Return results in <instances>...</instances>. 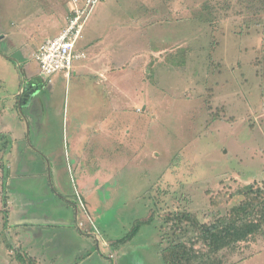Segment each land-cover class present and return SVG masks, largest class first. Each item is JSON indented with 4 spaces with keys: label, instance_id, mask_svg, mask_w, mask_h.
<instances>
[{
    "label": "rangeland",
    "instance_id": "rangeland-1",
    "mask_svg": "<svg viewBox=\"0 0 264 264\" xmlns=\"http://www.w3.org/2000/svg\"><path fill=\"white\" fill-rule=\"evenodd\" d=\"M72 10L69 0H0V109L6 105L11 113V102L1 99L12 101L26 82L38 80L40 70L30 56L44 39L63 31ZM84 31L80 45L98 52L97 57L91 61L90 53L89 60L76 63L78 74L69 83L63 75L55 76L53 86L43 83L48 96L38 99L42 107L37 101L31 108L29 103L20 106L19 118H24L30 136V144L16 146L20 176L31 174L27 162L33 157L41 163L46 159L50 168L53 163L67 171L62 176L67 182L61 184L67 187L61 188L69 190L65 151L74 126L113 128L100 145L113 140L111 156L103 159L111 157L120 167L104 168L105 174L95 177V167L102 163L97 159L87 173L83 170V177L79 170L73 172V188L76 183L81 191L88 186L90 194L99 189L95 207L88 206L91 218L84 202L78 200L77 206L72 201L73 209L84 228L95 223L94 217L102 221L96 234L113 242L111 251L102 250L107 258L103 264H112L110 254L116 255L115 264H166L162 252L178 245L179 238L173 231H156L164 227L161 214L186 211L207 223L209 212H229L244 200L239 190L253 185L264 189V0H109L97 5ZM89 61L100 71L83 70ZM93 76L109 89L101 86L100 93L95 84L87 86L88 77L95 82ZM93 104L101 108L96 116ZM104 112L108 119L98 123ZM21 120L0 116V126L8 121L22 126ZM41 178L12 185L27 187L36 197ZM47 179L56 180L53 170ZM136 180H141L140 187ZM149 188L159 194L155 202ZM146 193L149 197L144 198ZM133 196L140 200L132 201ZM222 197L230 201L217 204ZM151 208L159 210L154 225L142 229L131 244H116ZM3 217L8 219L7 214ZM0 242L9 243V234ZM76 248L67 245L64 253L73 255ZM233 253L231 264H264V234L239 244ZM89 256L87 264H100L88 244L81 259ZM223 264L229 263L224 259Z\"/></svg>",
    "mask_w": 264,
    "mask_h": 264
},
{
    "label": "crops",
    "instance_id": "crops-1",
    "mask_svg": "<svg viewBox=\"0 0 264 264\" xmlns=\"http://www.w3.org/2000/svg\"><path fill=\"white\" fill-rule=\"evenodd\" d=\"M49 38L52 37H48L46 39ZM46 39H44V41ZM86 45L89 46L90 45L89 42H86ZM79 49H83L84 51L87 52V50H85L84 47L82 48L81 45H79ZM90 53H92L91 55V61H92L97 57L95 56V54H97L98 52L96 53L90 51L87 52L89 56ZM109 53L111 52H108L107 54ZM27 54L29 55V53ZM27 54L26 55L23 54L22 56L28 58ZM114 54L117 55L116 52H113L112 56ZM30 58H33V54L30 56ZM32 60L30 61L35 62V60L34 61ZM80 62L82 61H79L77 63ZM78 68L75 69L74 74L72 75L73 77L74 75L77 76ZM37 69H38V65H37ZM107 69L108 70L106 69L105 70L108 73L111 72L109 68ZM83 70H87L92 74L97 73V71H100L90 61L87 64L83 65ZM24 71H25L24 76L29 78L27 76L29 75V73L25 65L23 66V72ZM110 76H111L110 81L114 84V86H116L115 74L111 73ZM37 77H38L37 81L35 80V78H33L30 79L29 82H26V84L29 87V89L38 87L42 91L43 96H46L47 98L48 95H44V92L46 90L44 91L45 87H42V84L46 83L53 86L54 81L58 77H53L52 79H48L42 76L41 74L40 76L38 75ZM42 77L47 81H45ZM93 77L95 79V82H93L91 77H88L89 81L87 82V86L93 88L95 84V86L98 88L97 90L100 93L101 92L103 93L104 91V90L101 91V89H103L102 87H105V89H109L107 87L108 85L100 83L102 81L101 78L99 79L100 81L96 83L98 79H96V76ZM102 78L105 80V76H102ZM69 81L67 80L68 83ZM0 86H2L1 83ZM40 90L36 93L38 95H34L35 97L33 101L29 103L28 108H31L33 103H35L36 101H37V105H41L42 107L43 105L42 102L41 103L38 102V99L40 98L39 97ZM23 99H26L24 95L23 96L19 95L18 97H15L12 101L8 100V98H5L3 100L1 99V103L2 101L6 100L8 102H11L9 104L10 106L12 104L11 113L10 112L7 113L6 111L8 110V106L3 105L2 107L3 109L2 108L0 109L1 118L5 116L6 119L9 120L11 118H15L16 120L17 118L18 119L21 118L22 126H17L14 122H12L11 124L10 121L3 123L0 126V189H2V192L0 190V217H2L3 219L0 221V237H1L0 240H4V237L8 234L10 239L9 243L6 242L3 244L0 242V264H22L20 260L23 259H21L20 254L18 256V254L14 252V250H17V252L19 251L21 253H25V255H27L30 258V260L33 261V263L35 264H87V262L91 260L92 257L89 256L86 259H81V256H83V250L85 251L87 249L88 244L90 245L91 249L93 248V251L96 253V255L99 258H101V261L99 259L100 264H103V259L107 260V258L103 256L104 252L102 250L107 248L108 250L110 249L111 251L112 248L111 246L113 244L112 240H110L109 242L104 240L101 233L100 236L96 239L94 235L97 234L95 230L92 229L91 227H88V229L87 227H85L83 230H81L82 228L80 226V222L78 221L80 220L79 219L80 215H77L75 209H73V204L71 203L72 201H74L77 205L78 200L82 201V203L84 202L86 204V208H84L85 209L84 211H86L87 215L91 218L92 216L90 214V210L89 212L87 211L88 206L89 204L94 206L95 201L97 202L96 196H97V191L99 189L95 191L93 194H90V191L92 189L90 190L88 186L82 188L83 192L81 191V189L77 188L76 186L77 183L73 188L74 181L72 174L73 172L75 173V171L78 172L79 170L80 173L77 174L83 177L82 174L83 170L86 169V173H87L88 170L87 168H89V164L93 163L95 166L97 161L99 162L101 161L102 163L101 164L99 163L100 166L99 164H97V166L95 167V169H98L93 175L95 177H100L102 174H105V172L102 170L104 168L109 169L115 166L114 169H116L119 166V164L117 165L114 161H112L113 158L111 157L109 160H106L108 163L104 161L105 157L103 159V156H107L110 155V153H112L110 151L111 148H109L108 146L109 145L113 146V140L109 139L108 146H105L104 148H102V145H100L102 143L103 137H107L108 134H110L111 136L113 135V128H105L103 127L104 124L102 125L100 124L98 127H95L93 129L91 127H90L91 129L85 128V126L81 129H78V127L76 128V125L74 126L75 131L72 132L73 140L71 141V137L69 135V139L67 142L68 150L65 151L66 161L67 160L69 161L68 175H70L72 179V181L69 179L70 180L69 183L71 187L69 188V190L68 189L65 190L61 188L62 186L61 184L67 182V180L63 179L62 177L64 174L67 173V171L62 170L61 166L57 167L56 165H53V163H52L53 167L51 166L50 168L48 163L46 162V159H44L43 160L44 162L41 163L42 160L40 161L37 160L35 157H33V161L29 160V162H27V164L31 165V167L33 168L31 170L32 171L31 174L23 172L24 174L27 175L20 176V173L22 174V171L16 159L17 156L16 146H21L24 143L30 144L29 141L30 136L28 137L27 135V126H26L27 124L25 123L23 117L20 116L19 118V115L21 114L20 106L23 107L25 105L20 103V102L23 103ZM90 108L92 109L91 112H94L95 116L98 115V109L101 110V108L97 104L91 105ZM3 114H7V115H3ZM106 114L107 113L104 112L101 115V117L98 120V123H102L104 122V119H108V118H104ZM82 121L85 124V119H83ZM87 121L89 120L87 119ZM76 124H78V122H76ZM131 131L132 130H130V132ZM97 137H101L100 140H98ZM97 143L100 146L95 148L94 146ZM29 147L37 155L40 154L32 146V144L29 145ZM93 153H95L96 156H94ZM39 156L43 158L41 154ZM109 164L112 166H110ZM30 169L31 168H29V170ZM52 170L53 173H55V177H56V180L54 182L53 180L51 181V179L50 180L47 179L48 176L50 177V172L52 178ZM39 175L42 177L41 186L39 187L41 193L40 195L36 197H31L30 190L27 187H26L27 190L24 188L22 189L13 188L12 184L14 182L19 181L22 183L27 179L36 181ZM136 181L139 182V180ZM56 184L58 187L61 188L60 191L57 189ZM62 187H67V186H62ZM62 191L65 194H67V196L63 195L61 193ZM57 192H59L60 194H57ZM92 198H94V200H92ZM131 200L139 201L140 199L139 197L133 196L131 197ZM66 203L68 204V207H66L67 206ZM6 214L8 217L7 220H5V218L3 217L4 215L6 217ZM84 215L85 212L82 213L81 215L82 221L86 220V217ZM110 217L109 220H112L113 218ZM92 219H94V222L97 225H100V222H102L98 217L96 218L94 217ZM106 224L107 221L105 220L102 226L105 228ZM145 228H149V227H145ZM64 240L65 241L68 240L69 243L64 244L65 242ZM67 245H72L75 248L77 247L76 248L77 252H75V254L73 255H67L69 254L67 252L64 253V249ZM11 252H13V254L9 256L10 257L9 258L7 254ZM108 260H110L112 264H115L114 261L111 260L110 255Z\"/></svg>",
    "mask_w": 264,
    "mask_h": 264
},
{
    "label": "trees",
    "instance_id": "trees-1",
    "mask_svg": "<svg viewBox=\"0 0 264 264\" xmlns=\"http://www.w3.org/2000/svg\"><path fill=\"white\" fill-rule=\"evenodd\" d=\"M27 90L29 89L27 88ZM147 176H149V173H147ZM145 180L146 178L142 179L144 183ZM136 185L140 186V183L136 182ZM147 192L153 194L155 202L159 194L155 195L151 188ZM239 193L244 197V200L229 212H209L207 217L210 220L207 223H203L197 215L186 211H170L161 214L158 217L160 219L159 223L164 227H160L156 231H173L174 235L179 238L178 245H172L168 251L162 252L166 264H223L224 259L231 264L230 259L234 255L233 250L239 244L263 235L264 189H259L256 185H253L239 190ZM145 196H148L147 193L144 198ZM228 201L230 200L226 201L222 197L217 204H225ZM161 203H163V200L158 203L159 208L162 206ZM156 213H159V210L155 211L154 208H151L148 217L142 219V221H136L129 234L115 243L123 246L131 244L143 228L154 225L153 220L156 218ZM91 228L94 229L93 225H91ZM14 252L18 256L20 254V258L23 259L20 260L22 264H35L25 253L17 252V250H14ZM226 253L231 256L229 259L226 257ZM112 260L116 261L115 254Z\"/></svg>",
    "mask_w": 264,
    "mask_h": 264
},
{
    "label": "built area",
    "instance_id": "built-area-1",
    "mask_svg": "<svg viewBox=\"0 0 264 264\" xmlns=\"http://www.w3.org/2000/svg\"><path fill=\"white\" fill-rule=\"evenodd\" d=\"M100 1L102 0H69L73 12L68 15L66 27L58 36L42 42L33 53V59L42 76L52 79L63 75L70 80L75 64L87 58L86 53L79 50L78 43L82 38L86 20ZM92 224L95 232L99 233L95 223ZM80 226L84 228L82 224ZM111 258H114L113 254Z\"/></svg>",
    "mask_w": 264,
    "mask_h": 264
},
{
    "label": "water",
    "instance_id": "water-1",
    "mask_svg": "<svg viewBox=\"0 0 264 264\" xmlns=\"http://www.w3.org/2000/svg\"><path fill=\"white\" fill-rule=\"evenodd\" d=\"M29 88L27 85H26V83H25V85L23 86V88H22V92H21V94H20V96H23V94H24V92H25V90H27V88ZM35 88V87H34ZM39 90V88L37 87V89L35 88L34 89V91H35V93H37V91ZM34 95H36V94H31V96H25V98L26 99H23V104H28V103H31L32 101H33V99H34ZM21 100V99H20ZM21 104H22V102H20ZM93 225V224H92ZM96 225V224H95ZM91 227V226H90ZM84 229V228H83ZM83 229H81V230H83ZM100 235H94V237H96V239L99 237ZM98 250H99V248H98ZM111 258V257H110ZM111 260H112V258H111Z\"/></svg>",
    "mask_w": 264,
    "mask_h": 264
},
{
    "label": "clouds",
    "instance_id": "clouds-1",
    "mask_svg": "<svg viewBox=\"0 0 264 264\" xmlns=\"http://www.w3.org/2000/svg\"><path fill=\"white\" fill-rule=\"evenodd\" d=\"M103 1H104V2H106V1H109V0H102V1H100L98 4H101ZM81 4H83V2H82ZM98 4H97V5H98ZM97 5L95 6V8L97 7ZM95 8H94V9H95ZM93 12H94V10H93ZM93 12H92V14H93ZM92 14H91V16H92ZM91 16H90V18H91ZM90 18H88V19L86 20V22H85V23H87V22L89 21V19H90ZM66 21H67V20H66ZM66 24H67V22H66ZM65 27H66V25H65ZM65 27H64V28H65ZM84 28H85V26H84ZM86 28H87V27H86ZM85 31H86V29H85ZM85 31H84V29H83V32H82V38H81V40H80V41H79V43H78V48H79V45H80V43H81L82 39H84V37H85V34H84V33H85ZM53 38H54V37H53ZM46 40H47V39H46ZM43 42H44V41H43ZM39 46H40V45H39ZM39 46H38V47H39ZM79 50H81V51L85 52V53H86V55H87V58H86V59H84V60H82V61H86V60H88V58H89V57H88V54H87V52H86V51H84L83 49H79ZM73 74H74V73H73ZM60 76H61V75H60ZM63 77H64V76H63ZM71 78H72V77H71ZM71 78H70V79H71ZM65 79H66V78H65ZM66 80H67V79H66ZM77 206H79L78 202H77ZM113 255H114V254H113ZM110 257H111V255H110Z\"/></svg>",
    "mask_w": 264,
    "mask_h": 264
},
{
    "label": "flooded vegetation",
    "instance_id": "flooded-vegetation-1",
    "mask_svg": "<svg viewBox=\"0 0 264 264\" xmlns=\"http://www.w3.org/2000/svg\"><path fill=\"white\" fill-rule=\"evenodd\" d=\"M28 89H29V88H28ZM34 89H35V88H30L29 90H27L26 93L24 94V96H29L31 93L36 94L35 91H34ZM36 89H37V88H36ZM39 90H40V89H39ZM39 90H38V91H39ZM38 91H37V92H38ZM39 93H40V96H39V97H42L43 94H42V91H41V90H40ZM45 97H46V96H45Z\"/></svg>",
    "mask_w": 264,
    "mask_h": 264
}]
</instances>
